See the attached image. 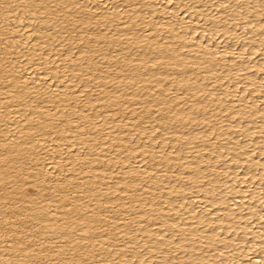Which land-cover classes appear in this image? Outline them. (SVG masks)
I'll return each instance as SVG.
<instances>
[{"label": "bare ground", "instance_id": "obj_1", "mask_svg": "<svg viewBox=\"0 0 264 264\" xmlns=\"http://www.w3.org/2000/svg\"><path fill=\"white\" fill-rule=\"evenodd\" d=\"M10 1L0 264H264V0Z\"/></svg>", "mask_w": 264, "mask_h": 264}, {"label": "rangeland", "instance_id": "obj_2", "mask_svg": "<svg viewBox=\"0 0 264 264\" xmlns=\"http://www.w3.org/2000/svg\"><path fill=\"white\" fill-rule=\"evenodd\" d=\"M22 2H20V3H24L25 1L24 0H21ZM1 3H0V7H2V6H6V5H9L10 3H11V1L10 0H1L0 1ZM0 42H2V43H0V48H2L3 47V41H1V39H0ZM253 70V69H252ZM4 81V80H3ZM2 80H1V82H0V89H2L1 87H3L4 85H5V81L3 82ZM3 82V83H2ZM1 83H2V85H1ZM264 156V155H263ZM241 171L242 172H244V168L243 169H241ZM25 180V179H24ZM23 187L24 188H26V190L28 191V193L29 194H31V192H34V188H32L31 186H30V184H25V185H23ZM33 189V190H32ZM55 262V261H54ZM54 262H52V264H54ZM55 264H56V262H55Z\"/></svg>", "mask_w": 264, "mask_h": 264}]
</instances>
